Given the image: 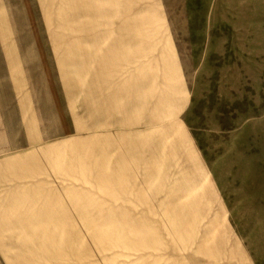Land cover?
<instances>
[{"label": "rangeland", "instance_id": "1", "mask_svg": "<svg viewBox=\"0 0 264 264\" xmlns=\"http://www.w3.org/2000/svg\"><path fill=\"white\" fill-rule=\"evenodd\" d=\"M137 28L174 80L151 163L128 168L104 163V39ZM23 51L53 95L56 70L92 94L44 114L76 214L23 216L36 239L8 264H264V0H0V61Z\"/></svg>", "mask_w": 264, "mask_h": 264}, {"label": "crops", "instance_id": "2", "mask_svg": "<svg viewBox=\"0 0 264 264\" xmlns=\"http://www.w3.org/2000/svg\"><path fill=\"white\" fill-rule=\"evenodd\" d=\"M123 32L115 34L111 43L104 39V153L106 149L111 152L104 163L130 168L151 163L141 160L147 157L141 156V146L148 153L155 148L157 137L151 129L170 113L172 101L166 97L165 84H173L174 77L167 72L171 62L156 60L155 40L145 39L142 44L139 28L132 30L131 40ZM23 54L0 61V259L4 260L0 264H8L9 258L2 256L7 245L33 244L36 238L30 240L31 230L40 224L60 230L67 226L61 224L62 217L76 214L71 201L75 192L69 193L61 181L60 130L51 121L46 126L44 114L63 103L70 115L83 105L77 95L92 94L77 92L76 84L74 89L67 87L64 78L62 90L56 70L57 94L53 95L44 81H38L45 77L44 62H37L36 68L29 66ZM178 105L176 101L180 112ZM28 215L41 217L40 224L21 220Z\"/></svg>", "mask_w": 264, "mask_h": 264}]
</instances>
